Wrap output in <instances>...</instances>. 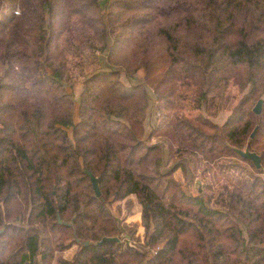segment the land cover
<instances>
[{
    "label": "trees",
    "instance_id": "trees-1",
    "mask_svg": "<svg viewBox=\"0 0 264 264\" xmlns=\"http://www.w3.org/2000/svg\"><path fill=\"white\" fill-rule=\"evenodd\" d=\"M73 17L98 68L65 49ZM224 162L216 200L194 173ZM131 195L142 240L109 207ZM0 229V264H264V0H0Z\"/></svg>",
    "mask_w": 264,
    "mask_h": 264
},
{
    "label": "rangeland",
    "instance_id": "rangeland-1",
    "mask_svg": "<svg viewBox=\"0 0 264 264\" xmlns=\"http://www.w3.org/2000/svg\"><path fill=\"white\" fill-rule=\"evenodd\" d=\"M100 1H101V8L105 9L107 0H100ZM63 44L66 45L65 49L71 50V52L77 56V60L79 61L78 64L82 68H84L87 71L91 70L92 68H98V63L95 58L96 56L99 55V53L91 48L94 44L92 30L88 26L84 25L78 19V17H73L71 19L68 33H66L63 38ZM139 75H141V72H139ZM67 89L72 93V98L74 100L75 107H77L81 86L79 84H76L72 88L68 87ZM190 94H191L190 90L187 89L183 90L181 103L179 105V110L183 112L185 115L193 117L197 111L193 105V101L191 99ZM228 94L232 97L233 102H236L237 99L239 98V93L235 87H230L228 89ZM261 109H262V104H261L260 112ZM76 113L77 111L75 110V115H74L75 120H77ZM155 115L152 118H150L148 121L147 132L151 130L152 124L155 121L154 118ZM214 120L220 121L221 117L215 116ZM69 130L70 129H68V131ZM152 140L155 139L152 138ZM237 174H239V171L238 170L236 171V169H234V167L227 162L216 163L215 165L199 164L198 170L194 173L195 175L194 178L196 184H199L198 187H200L204 192L212 194L214 199L218 200L222 196L226 197V192L225 189L223 188V185L230 183V181L233 180L234 178L233 176H236ZM174 176L176 179L182 180V175L180 170H177L174 173ZM186 185H184L185 192L188 193L196 192L197 186L195 184L193 186H191V184L188 185L190 186L189 191ZM129 198L132 201V208L130 211L131 213L130 215H126L127 211L124 203L125 200L113 201L112 203H110L109 207L112 213L118 216L119 218L124 217L126 222L136 224L137 225L136 235L139 237V239L142 240L144 230L143 227L141 226V217H140L141 205L136 201L134 195H131ZM0 231H2V229H0ZM76 248L77 245H72L68 249L62 251L60 255H62L64 258L70 259L74 254Z\"/></svg>",
    "mask_w": 264,
    "mask_h": 264
},
{
    "label": "water",
    "instance_id": "water-1",
    "mask_svg": "<svg viewBox=\"0 0 264 264\" xmlns=\"http://www.w3.org/2000/svg\"><path fill=\"white\" fill-rule=\"evenodd\" d=\"M261 104H262V99H259L253 108V112L255 114H258L260 112ZM256 130H257V126L254 127L253 132L250 134L251 138L253 137ZM237 152L241 156L250 159L254 163L256 168L260 167V157L255 152H251L248 149H245V150L238 149ZM86 174L90 178V182H91L95 197H99L101 193H100V189L98 186L97 177H95L93 174L88 173V172H86ZM104 241H116V242H118L119 240L117 237H102L99 241H96L94 243H102ZM88 243H89L88 241L84 242V244H88Z\"/></svg>",
    "mask_w": 264,
    "mask_h": 264
}]
</instances>
